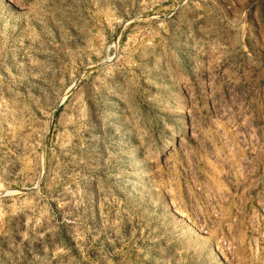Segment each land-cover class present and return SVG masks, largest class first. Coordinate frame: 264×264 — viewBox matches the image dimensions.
<instances>
[{
	"label": "rangeland",
	"instance_id": "rangeland-1",
	"mask_svg": "<svg viewBox=\"0 0 264 264\" xmlns=\"http://www.w3.org/2000/svg\"><path fill=\"white\" fill-rule=\"evenodd\" d=\"M0 264H264V0H0Z\"/></svg>",
	"mask_w": 264,
	"mask_h": 264
}]
</instances>
